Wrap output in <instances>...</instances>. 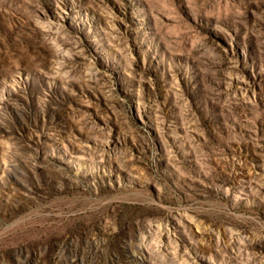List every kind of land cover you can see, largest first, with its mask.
<instances>
[{"label": "rangeland", "instance_id": "1", "mask_svg": "<svg viewBox=\"0 0 264 264\" xmlns=\"http://www.w3.org/2000/svg\"><path fill=\"white\" fill-rule=\"evenodd\" d=\"M0 264H264V0H0Z\"/></svg>", "mask_w": 264, "mask_h": 264}]
</instances>
